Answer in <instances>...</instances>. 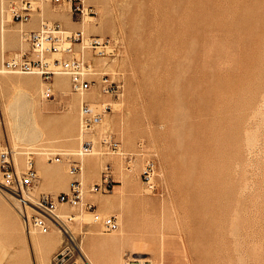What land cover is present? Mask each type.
Wrapping results in <instances>:
<instances>
[{"label":"rangeland","instance_id":"rangeland-1","mask_svg":"<svg viewBox=\"0 0 264 264\" xmlns=\"http://www.w3.org/2000/svg\"><path fill=\"white\" fill-rule=\"evenodd\" d=\"M19 1L0 0L8 33L4 41L0 35V66L2 55H31L20 30H38L41 20L107 38L115 51H91L97 84L84 101L96 112L106 103L111 109L82 134V96L72 91L69 76H61L60 86V76L48 81L53 95L43 99L40 75L0 74V143L21 152L15 151L20 162L29 159L22 152H33L39 176L33 191L53 195L73 181L69 166L81 167L77 151L94 144L82 180L89 189L109 174L110 191L91 200L94 209L115 216L120 229L102 231L70 209L65 214L77 218H64L66 231L29 236L0 170V264H162L164 237L177 240L186 264H264V0H84L90 8L83 17L41 1L34 4L41 12L31 15L36 23L27 28L12 20L11 6ZM61 12L70 26L56 18ZM103 75L111 94L102 91ZM9 78L33 79L27 82L38 112ZM16 110L36 117L43 139H16L8 119ZM104 137L123 155L106 154ZM47 150L66 162L54 181L55 170L41 177L57 165L46 161ZM151 159L157 164L153 192L141 179ZM48 239L53 244L36 247V240ZM106 240L112 241L102 248Z\"/></svg>","mask_w":264,"mask_h":264},{"label":"built area","instance_id":"built-area-1","mask_svg":"<svg viewBox=\"0 0 264 264\" xmlns=\"http://www.w3.org/2000/svg\"><path fill=\"white\" fill-rule=\"evenodd\" d=\"M34 2L35 0H22L21 5L13 7V20L20 22L29 21L33 12ZM50 2L53 5L70 4L72 13L79 12L82 16L85 13L84 0H50ZM89 8L87 7V13ZM61 29L62 25L52 23L51 25H42L38 30L25 33L26 41L32 48L31 55L25 53L22 56L11 57L5 60L3 65L7 70L13 72H38L46 82L53 80L57 68L61 67L62 71L70 77L71 88L74 92L80 93L89 89L92 82L90 78H86L83 75L82 70L86 61L79 55L81 53H77L78 50L80 51V47L77 45L84 43V36L81 31L70 33L65 38L56 36L55 32ZM87 43L91 51L98 56H109L115 51L113 43L107 38L89 36ZM49 53H64L68 58L56 59L53 64L51 63ZM103 79V91L111 94L110 92L114 87L112 85H106L109 82L106 76ZM52 95L53 93L48 90L47 98H50ZM89 109V106L85 104V113L90 114ZM110 109L111 107H107L106 111ZM99 116L97 115L96 117ZM83 122L86 128L93 125V120L89 116H84ZM59 159L57 158V160ZM0 170L3 175V186L5 190L19 201L18 211L26 229L29 230L31 227H34L42 233H48L51 230V225H56L62 230H65V223L56 214V210L59 204L76 205L82 201V184L76 178L81 170L79 162L71 165L70 172L74 176V179L70 182L69 192H60L57 195L43 193L31 198H25L24 192L31 191L39 180L33 159L29 158L26 169L19 172L14 161L13 151L8 146H0ZM156 176L157 164L151 159L146 163L141 174V179L146 190L150 192L157 190L158 186L155 182ZM111 185L109 174L104 173L101 177V182L95 184L92 191L107 193L112 188ZM94 207L96 206L86 201L85 208L87 210L95 211L96 209ZM28 209L32 210L33 213L31 215L28 213ZM101 223L105 232H113L119 228V222L115 216L106 217L102 219Z\"/></svg>","mask_w":264,"mask_h":264},{"label":"bare ground","instance_id":"bare-ground-1","mask_svg":"<svg viewBox=\"0 0 264 264\" xmlns=\"http://www.w3.org/2000/svg\"><path fill=\"white\" fill-rule=\"evenodd\" d=\"M21 1L22 0H20L19 1V3H16V4H14V5H16V7H18L19 5H21ZM41 1H43L44 3H49L50 5H52V6H58V7H61L63 10H67L69 13H72V11H71V6H70V4H58V5H53L51 2H50V0H35V2H34V4L36 3V2H41ZM14 5H12L11 6V12L13 11V6ZM84 5H85V13H84V15L83 16H86L87 15V6H86V3H85V1H84ZM36 12H41V8L38 6V7H35L34 5H33V12H32V14H34V13H36ZM82 16V17H83ZM13 20V19H12ZM32 19H30L29 20V22L31 21ZM43 21V22H42ZM29 22H18V24H20V26H26L27 24H29ZM45 24H47V25H51L52 23L51 22H45L44 20H41V25L40 26H42V25H45ZM32 31V30H31ZM28 31H27V29H21L20 30V38L22 39V45L23 44H29L27 41H26V38H25V33H27ZM81 32H82V35L84 36V43H82V44H78L77 46H79L80 47V51L78 50V52L79 53H81V54H79V55H81L82 57H83V59H85V61H86V64L85 65H83V68H82V70H83V75L86 77V78H90V81L92 82V85H91V87L93 86V85H95V84H97V80L95 79V75H96V73L93 71V65H92V63L90 62V60L89 59H87V58H89L90 57V55H91V48H90V46H89V44L87 43V39H88V35L87 34H85V32L84 31H82L81 30ZM5 33H7V31H6V27H5V25H4V20L3 19H1V22H0V35H1V37L3 38V41H4V39H5ZM70 33H72V32H70L69 30H66L65 28H62L60 31H56L55 32V35L56 36H60V37H62V38H65V36L66 35H68V34H70ZM8 34V33H7ZM1 43H2V41H1ZM4 44V42L2 43V45ZM2 51V50H1ZM2 53H3V51H2ZM1 53V54H2ZM55 56V58L53 59V57ZM49 57H52V59H51V63H53L54 64V61L57 59V60H61L62 58H68V56L66 55V54H64V53H49ZM4 61H5V57H4V55H2V57H1V68H0V74H27V75H39V73L38 72H33V73H25V72H21V71H15V72H13V71H9V70H7L6 68H5V66L3 65V63H4ZM57 66V65H56ZM56 76H60L58 79H59V82H57L56 83V85L57 86H60V81L61 82H63V78L61 77V76H68L64 71H62V69H61V67H58L57 68V72H56V75H55V77ZM107 77L108 75H103V77ZM54 77V78H55ZM103 77H102V81L101 82H104V79H103ZM1 79V78H0ZM65 79V78H64ZM7 81V80H6ZM27 81H33V79H28V80H23V79H20V78H14V79H8V82H9V84L11 85V86H13V87H16V88H20V90H18V91H21V90H23L24 92H23V96H25L26 97V99H27V102L28 103H30L31 105H32V108L34 109V110H38V108H39V105L37 104V98H36V95L35 94H33V93H31V91H30V88H29V84H28V82ZM65 82V81H64ZM43 84H44V88H43V91H42V94H41V97L43 98V99H47V92H48V90H50L51 92L53 91V88H51L50 87V85L51 86H53V83L51 82V83H48V82H45V81H43ZM63 86H65V85H63ZM62 86V87H63ZM61 87V88H62ZM91 87L89 88V89H87V90H84V91H82V92H80V93H76V92H74L73 91V89H72V91L75 93V94H78V95H80V96H82L81 98H80V105H81V107H80V132L82 133V134H88V133H90L92 130H93V128L97 125V124H102V122L104 121V118H105V115L109 112V110H107L106 111V108L107 107H111L110 106V104H108V103H106V104H102L101 105V110L103 111V112H96L97 110H95L90 104H89V102H87V101H84V100H86V98H88L87 96H88V94L89 93H87V95H84L86 92H88L90 89H91ZM191 87V86H190ZM15 88V89H16ZM59 88V87H58ZM102 91H103V89H102ZM191 91V90H190ZM15 92H17V90H15ZM92 92H93V90H92ZM103 93L104 94H109V93H106V92H104L103 91ZM17 94V93H16ZM20 94H21V92H20ZM94 94V93H93ZM22 95V94H21ZM20 96V95H19ZM25 97H24V99H25ZM92 98H93V96H92ZM17 101L15 102L16 104H17V102H18V99H19V97H17V98H15ZM20 100V99H19ZM16 104H14L15 106H16ZM85 104H87L88 106H89V110H90V114H87V113H85V111H84V105ZM14 109V108H13ZM32 109V112L31 113H33L34 112V110ZM40 109V108H39ZM9 110H11V109H9ZM19 112V111H18ZM38 112V111H37ZM23 112H19V113H17V110H16V114L15 115H13V117H8V119L10 120V122H11V124H13V125H10V126H12V128H13V132H14V136L16 137V139L17 140H25V141H28V142H32V144L34 143V142H36V141H39V140H41V139H43L44 137V134H43V132L41 131V129L39 128V124L37 123V121L38 120H36V117H34V115H35V112L33 113V114H30V115H27L26 113L24 114H22ZM13 113L11 112V115H12ZM28 114H29V111H28ZM97 115H100L99 117H96ZM84 116H89V117H91L92 118V120H93V125L91 126V127H88V128H86L85 127V125H84V122H83V119H84ZM9 122V123H10ZM2 123V121H0V124ZM81 135V134H80ZM15 139V140H16ZM84 143V142H83ZM83 143H82V145H81V147H83ZM102 144H104V149H106L107 150V153L106 154H108L109 153V151L110 152H113V153H117V155H123V153L119 150V149H116V150H111L110 149V147H109V138H107V137H104L103 139H102ZM107 144V145H106ZM2 143H0V146L2 147ZM94 144L92 145V149L90 150V151H87V152H85L84 151V149H79L78 151H77V154L78 155H80V157H81V170H80V172L78 173V175H77V179L78 180H80V182H81V184H82V201L80 202V203H78V204H76V205H68V204H59L58 206H57V210H56V214L60 217V218H62V220H63V222L65 223L66 221H67V219H69V220H75L76 218H77V216H73V215H70V216H67L66 214H65V212L67 211V210H70V209H75L76 211H77V213H78V215H83L84 213H85V215L86 216H89V217H91V222L92 223H94V224H96V225H98L99 227H100V229L102 230V231H104L103 230V227H102V219H105L106 217H108V216H106V215H103L102 213H100L99 212V210L98 209H96L95 211H87L86 210V208H85V206H86V201L87 200H91V196H93L94 194H97V193H100V192H95V191H92L93 190V186L92 187H90L89 189L87 188V186H85L84 185V180H82V175H83V172H84V164H85V161L87 162V160L88 159H84L85 157H87V156H90V155H92L93 154V149H94ZM17 149H15L14 150V154H13V157H14V161H15V163H16V166H17V169H18V171L19 172H21L23 169L25 170V166L27 165V158L25 159V161L24 162H20L19 160H18V158H16V155H17V153H21V152H18V150H17V153L15 152ZM41 155V153H38L37 152V155ZM43 154V156H45V159H46V161L47 162H49V163H56V164H59V163H65L66 164V162L64 161V160H57V158H56V155H55V153H53L51 150L49 151V150H47L46 152H44V153H42ZM59 154H61V155H63V156H67V153H62V152H60ZM22 155H25V156H28L29 158H31V159H33L34 160V158L32 157L34 154H33V152H22ZM36 166V165H35ZM193 166V165H192ZM37 168V167H36ZM70 169H71V166H69V173L68 174H70L71 175V172H70ZM193 169V168H192ZM190 173H191V171H190ZM192 175V174H191ZM79 176V177H78ZM71 177H73V176H70V178ZM193 185H194V183H193ZM2 186H3V181H2ZM69 186H70V184L68 185V189H67V191H64V192H69ZM4 187V186H3ZM34 188V187H33ZM33 188L31 189V191H29V192H24V197L25 198H31V197H33V196H38L39 194H36L34 191H33ZM5 189V188H4ZM6 192H7V190H6ZM9 193V192H8ZM11 195V194H10ZM15 200L18 202V205H19V201L15 198ZM92 201V200H91ZM91 203H93V205H95L96 206V204L92 201ZM96 208H97V206H96ZM28 213L31 215L33 212H32V210H30V209H28ZM80 216V217H81ZM110 217V216H109ZM64 218H67V219H64ZM64 220H66V221H64ZM81 220H82V218H81ZM21 222H22V224L24 225V222H23V219H21ZM119 222V221H118ZM24 227H25V225H24ZM54 227H57V228H59L58 226H56V225H51V230L48 232V233H42V232H40L39 230H37L36 228H34V227H31L29 230L28 229H26V234L27 235H32V234H34V233H38V234H42V235H47V234H49L51 231H52V228H54ZM120 229V222H119V228L117 229V230H115V231H113V232H116V231H118ZM59 230H61V229H59ZM60 232H62V231H60ZM58 235V234H57ZM116 238V237H115ZM117 239V238H116ZM52 240H53V238H52ZM50 241L49 239H48V241H46L45 240V242H43V243H41L40 241H38V240H36L35 241V245H36V247H41L42 246V244H47V245H51V244H53V243H51V242H53V241ZM109 241H112V240H106V241H104L101 245H102V248H103V246H107V244H106V242L108 243ZM105 243V244H104ZM34 244V243H33ZM101 245H99V246H101ZM109 245H110V243H109ZM114 246H116L115 244H114ZM117 247H119V246H117Z\"/></svg>","mask_w":264,"mask_h":264},{"label":"crops","instance_id":"crops-1","mask_svg":"<svg viewBox=\"0 0 264 264\" xmlns=\"http://www.w3.org/2000/svg\"><path fill=\"white\" fill-rule=\"evenodd\" d=\"M57 19H60L62 21V23L65 24V26H70L72 23H70V17L65 14V12H61V14L56 16ZM36 21H32L29 24L26 25L27 27H32L33 24H35ZM66 164L65 163H59L55 166V168L53 169H46L44 171V175H41V177H45L47 176V173L50 174V171L55 170L56 173L55 175H51L50 179L52 181L55 180L56 177H58L61 172H64V168H65ZM68 186L63 185L62 187H58L56 190H53L55 192H59L60 190L67 191ZM40 190V189H39ZM41 190H49V189H45L42 188ZM36 194H40V191H35ZM161 259H162V264H186L185 262V258L183 255V252L180 249V245L177 243V240L175 238H171V237H164L162 239V243H161Z\"/></svg>","mask_w":264,"mask_h":264}]
</instances>
